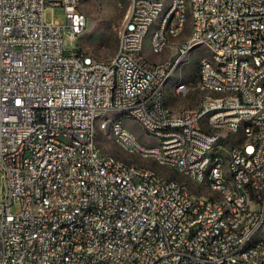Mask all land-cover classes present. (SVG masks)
I'll list each match as a JSON object with an SVG mask.
<instances>
[{
	"label": "built area",
	"instance_id": "2783aa9c",
	"mask_svg": "<svg viewBox=\"0 0 264 264\" xmlns=\"http://www.w3.org/2000/svg\"><path fill=\"white\" fill-rule=\"evenodd\" d=\"M130 1L137 7L134 23L121 24L122 48L114 62H102L86 57L74 45L66 46V35L74 42L88 21L77 0H0V264H264V239L252 253L239 250V242L255 231L258 219H264V85L251 92L257 77H264V0H195L201 26L173 54H187L193 40L207 38L217 47V58L233 55V63H225L227 78H218L206 65L197 84L239 87V94L224 102L191 106L180 115H166L158 108V79L168 70L169 57L151 64L140 51L143 27L163 0ZM49 6L63 7L68 24L47 21ZM183 12V0H175L170 14L176 15L174 30L182 29ZM153 45L166 50L161 30ZM244 55L256 56L259 68L247 65ZM220 103L228 104V112L213 117L221 132L207 133L197 126L200 110ZM116 106L139 113L154 132L163 133V124L184 123V130L165 134L160 149L136 144L121 124L109 123L130 147L175 161L182 177L196 172L202 178L211 155L201 159V151L211 148L213 138H221L219 148L232 152L229 161L238 187L228 188L218 171L214 182L232 196L235 209H240L242 189L251 188L257 194L256 217L247 218V227L240 232H231L238 217L233 210L230 225H223L222 210L201 205L184 179L161 176L151 167L133 168L103 151H92L97 128L90 125L88 115L100 118L103 107ZM248 112L258 113L255 127L248 130L260 131V139L253 145L233 146L229 136H222L223 126L234 125L239 114ZM51 129L75 136L83 147L80 168L74 172L82 182L78 197H84V204L74 206L72 198L54 217L39 213L30 217L26 210L30 176L23 173L26 155H33V168L39 173L48 169L44 183L50 186V195L64 189L59 167L65 164L68 148L49 144L55 166L45 162V167H38V160H44L39 157L42 131ZM246 152H254L252 164H245ZM249 177H256V184H249ZM16 203L19 207L13 211ZM86 206H95V213L83 214ZM96 209H103V217H96ZM181 210H188V218H181ZM64 218H74L68 236H61L59 229ZM211 230H219L221 247L206 245ZM241 254H250L251 262H241Z\"/></svg>",
	"mask_w": 264,
	"mask_h": 264
},
{
	"label": "bare ground",
	"instance_id": "6f19581e",
	"mask_svg": "<svg viewBox=\"0 0 264 264\" xmlns=\"http://www.w3.org/2000/svg\"><path fill=\"white\" fill-rule=\"evenodd\" d=\"M81 0H77V5L80 14L85 15L80 10ZM175 10V0H163V3L152 12L151 19L143 27V37L140 39V51L143 52V58L149 60L144 54V44L146 35L151 30V48L155 53H161L164 50H158L153 45L155 42V35L161 30L162 48L166 49L168 46H174L178 50V47L182 45L183 40L177 41L176 37L184 35L187 23L188 14L191 15V26L189 33L185 39L195 37V30L201 26V16L197 14V6L195 0H183V20L182 29L174 30L176 23V15H170ZM137 16V7H132V1H130L128 12L125 16L123 23L125 27H132L134 19ZM158 19V22L154 28L152 25ZM205 44L209 48V54L201 56L199 59V78H204L206 74V65L209 68H213V73L217 74L218 78L229 77V69L225 66V63H233V55H225L224 58H217V47L209 42L207 38H197L193 40L191 46L188 47L187 54H176L174 59H169L168 70H165L158 79L157 92H158V108L165 111L166 115H180L184 112H188L189 108H184L181 112H176L170 106L166 105L165 87L170 79L174 69L181 65L186 59L189 51L199 45ZM122 48V38H118L117 51ZM77 50H81L77 48ZM86 57L90 59H100L91 56L86 53ZM161 61V62H165ZM102 62H114V56L102 59ZM244 62L250 65L251 68H259V60L256 56L244 55ZM151 64H158V62H152ZM264 85V77H257V83L251 85V92H258L262 90ZM182 86H186L179 93ZM198 88L203 92V96L199 106H205V104L214 102H224L230 100V97H234V94H239V87H232V90H228L225 86H216L215 83H203L197 84ZM189 91V84L181 82L174 87V95H185ZM114 112L116 116H111L109 113ZM228 112V104L220 103L210 107H205L200 110L199 118L197 119V126L204 127L207 133L221 132V125L213 120L214 116H219ZM132 118L138 121L146 133L153 135L157 140L155 144H146L141 142L136 134L130 130L124 122V119ZM258 120L257 112H248L245 114H239L237 122L234 125L223 126L222 136H229L230 143L233 146L241 145H253V142L260 139V131L248 130V127H255V121ZM113 121L114 124H121L123 130L136 140V144H145L147 148L160 149L161 143L165 142V134H170L173 131L184 130V123H172L163 124V133L151 131L146 128V124L139 117V113L134 111H128V106H116V107H103L102 116L100 118L96 115H88V122L90 125H99L104 132L111 133L115 142L129 155H139L144 159H154L161 166H164L170 170H177L181 173V168H175V161L166 160L151 150H140L138 148L130 147L125 144L124 138H118V132L114 128H110L109 123ZM97 132V130H96ZM239 140V142H236ZM221 138H213L211 142V148L201 151V159H208L211 155V160L206 162L205 167L202 168V178H199L196 172H187L184 175V184L187 188L194 186L197 190H192V195H198L199 202L203 206H209V211H217V206L221 211V222L223 225H230L231 214L233 210V216H238L233 219L231 225V232H240L241 228L247 227V218H255L257 211V194L252 192L251 188L242 189V198L240 202V209H235V200L232 196L224 191V189L214 182V178L218 175L224 178V182H228V188L238 187V179H234L232 174L233 161L232 152L229 149H221ZM49 144L53 146H62L68 148V154L65 159L64 166L59 167V178L63 182L64 189L56 190L54 195H50V186L44 183L48 179V169H41L40 173L37 168H33V155H26L23 161V173L30 178H26V186H28V199L26 202V210L29 212L30 217H37L39 213L40 217H54L59 213V210L63 208L64 202H70L74 198V206H81L84 204V197H78V190H82V182L80 177L74 172V169L80 168V160L83 154V147L79 145L75 136L63 134L60 129H51L49 131H42L40 137V149L39 157H44V160H38V167H45V162L48 166H55L54 151H50ZM91 150L102 151L96 138H91ZM113 159H118L121 164H132L133 168H150L145 164H141L135 161H125L116 155L110 154ZM254 159V152L245 153V164H252ZM153 168V167H151ZM169 171V170H168ZM170 173L166 172L161 176H169ZM180 175V174H179ZM170 177V176H169ZM173 178V177H170ZM193 182V185L190 182ZM249 184H256V177H249ZM198 190L200 192H198ZM49 195V196H48ZM264 195V188H263ZM47 196V201L46 200ZM95 213V206L83 207V214ZM96 217H103V209H96ZM181 218H188V210H181ZM74 218H64L59 222V229H61V236H68V229L73 228ZM264 219H258L255 227V231H251L249 235H246L239 242V250L245 251V253H252L254 246L264 239ZM206 245L209 247H221V239H219V230H211L206 235ZM241 262H251L250 254H241Z\"/></svg>",
	"mask_w": 264,
	"mask_h": 264
},
{
	"label": "rangeland",
	"instance_id": "374dc122",
	"mask_svg": "<svg viewBox=\"0 0 264 264\" xmlns=\"http://www.w3.org/2000/svg\"><path fill=\"white\" fill-rule=\"evenodd\" d=\"M130 0H81L80 10L87 16V25L73 42L66 35V46L68 48L73 45L80 48L83 52L100 58L107 59L115 55L118 47V31L123 23L125 16L128 12ZM45 18L47 21H59L62 25L68 24V18L63 7L49 6L45 11ZM158 19H155L152 28L156 26ZM191 26V15L188 14L186 30L184 34L189 33ZM68 31V29H67ZM182 35L181 38H184ZM187 37V36H186ZM178 41V39H176ZM151 30L146 35L144 44V54L152 62H161L169 59H174L176 54L173 51H178L174 46H168L166 50L161 53H155L151 48ZM209 54V48L207 45L202 44L192 48L186 59L182 64L176 67L168 80L165 87L166 101L170 104V107L176 112H181L184 108L191 106H199L203 92L198 88V71H199V59L203 55ZM181 82L189 84V91L185 95H174V87ZM168 104V105H169ZM111 116H116L114 112L109 113ZM125 125L132 130L137 138L148 145L155 144L157 140L153 135L145 132L141 124L132 119H124ZM97 142L102 151L107 154H113L125 161H135L146 166L153 167L161 174L166 172L170 173V177L181 178V173L177 170H170L164 166H161L156 160L144 159L139 155H129L124 151L113 139L111 133L104 132L102 128L97 125L96 132ZM239 142V140H236ZM221 143V142H220ZM169 170V171H168ZM180 174V175H179ZM193 185V182H190ZM192 190L197 192L194 186H191ZM2 185L0 184V197L2 195ZM198 192H200L198 190ZM19 207L18 203L12 206V210L15 211ZM264 234V233H262Z\"/></svg>",
	"mask_w": 264,
	"mask_h": 264
},
{
	"label": "crops",
	"instance_id": "0c3cea01",
	"mask_svg": "<svg viewBox=\"0 0 264 264\" xmlns=\"http://www.w3.org/2000/svg\"><path fill=\"white\" fill-rule=\"evenodd\" d=\"M185 35V37L184 38H181L182 36H179V37H176L175 38V40L176 39H178V41H180V40H183V39H185L186 38V36H187V34H184ZM165 96H166V94H165ZM165 102H166V105H168L169 103L165 100ZM168 106H170V104L168 105ZM172 108V107H171ZM173 109V108H172Z\"/></svg>",
	"mask_w": 264,
	"mask_h": 264
}]
</instances>
